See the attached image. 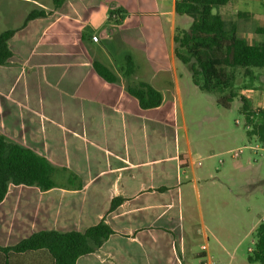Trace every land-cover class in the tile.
<instances>
[{"label":"rangeland","instance_id":"obj_1","mask_svg":"<svg viewBox=\"0 0 264 264\" xmlns=\"http://www.w3.org/2000/svg\"><path fill=\"white\" fill-rule=\"evenodd\" d=\"M163 2L62 0L56 8L53 0H0V32L16 29L8 39L12 56L0 65V131L7 141L43 156L55 182L45 191L8 185L0 202V245L28 236L40 222L78 231L99 215L106 218L111 199L123 189L117 185L126 181L125 162L133 173L157 163L181 172L178 152L185 158L191 141L200 151L192 156L193 168L208 172L187 204L208 240L193 239L188 262L200 264L196 254L207 243L212 264H259L247 257L264 216V145L246 136L240 96L253 109L264 107V69L244 75L227 67L225 88L201 91L188 65L171 61ZM33 9L46 15L21 27ZM212 11L233 22L250 43L264 41V30L257 32L264 29V0H229ZM182 18L175 25L187 27ZM94 61L116 80L99 77ZM141 81L161 93L157 107L142 109L126 92ZM230 93L235 96L228 108L216 102ZM41 196L49 201L48 216L30 211L41 205Z\"/></svg>","mask_w":264,"mask_h":264},{"label":"trees","instance_id":"obj_2","mask_svg":"<svg viewBox=\"0 0 264 264\" xmlns=\"http://www.w3.org/2000/svg\"><path fill=\"white\" fill-rule=\"evenodd\" d=\"M59 7L62 0H53ZM229 0H175L174 12L188 20L187 27L175 26V57L187 64L193 83L205 92H216L228 84L225 68H241L244 75L252 69H264V41L250 43L237 30L233 22L212 11L214 7L226 5ZM43 9H33L25 16L21 27L38 16H45ZM264 29L257 28L263 33ZM16 29L0 32V65L12 56L8 39ZM130 60V56H127ZM95 73L107 82L116 76L104 64L94 61ZM132 67L126 68L131 72ZM126 92L136 99L142 109L157 107L161 93L145 81L127 86ZM235 96L230 93L217 99L224 108ZM240 112L244 117L246 136L264 145V107L253 109L244 96H240ZM36 186L45 191L55 185L53 167L41 155L28 147L7 141L0 131V202L3 201L8 185ZM123 201L120 196L111 199L108 211L114 210ZM113 229L104 218L88 226L84 231L40 229L21 238L14 244L0 245V264H75L80 255L91 253L108 239ZM249 263L264 264V219L255 227L253 248L247 257Z\"/></svg>","mask_w":264,"mask_h":264},{"label":"crops","instance_id":"obj_3","mask_svg":"<svg viewBox=\"0 0 264 264\" xmlns=\"http://www.w3.org/2000/svg\"><path fill=\"white\" fill-rule=\"evenodd\" d=\"M174 2L175 0H164L160 9L164 15L170 16L168 45L171 61L179 66V60L174 53L173 36L175 18H177ZM181 20L184 22L186 18ZM185 144L186 157L182 158L181 151L178 152L181 172H168L166 165L157 163L148 171L138 167L139 171L133 173L134 171L125 162L126 181L122 185H117L118 188L123 189L114 196L122 197V203L112 211L107 210L106 218L99 215L96 221L78 229L84 231L88 226L104 218L113 229V233L100 247L91 253L80 255L75 264H190L185 253L191 250L189 246L193 239L201 237L202 241H207L208 238L202 222L201 227L193 222V212L191 208L188 209L187 202L188 200L190 203L193 202L191 194L198 192L199 179L203 180L208 171L193 168L192 156L200 151L191 141ZM252 181L255 182L256 179L253 178ZM46 199L41 196L38 200L41 205L30 208V211L32 210L34 215L48 216L50 206ZM199 219L202 220L200 212ZM263 219L264 216L261 217V220ZM27 223L37 225L38 221L29 219ZM39 225L38 230L50 229L48 226L44 227L41 222ZM255 225L254 223L253 226ZM37 229L35 228L34 231ZM207 247V243L202 244L200 246L202 250L196 254L200 256V264H212L206 251Z\"/></svg>","mask_w":264,"mask_h":264},{"label":"built area","instance_id":"obj_4","mask_svg":"<svg viewBox=\"0 0 264 264\" xmlns=\"http://www.w3.org/2000/svg\"><path fill=\"white\" fill-rule=\"evenodd\" d=\"M92 40L93 41H97V37L94 35V36H92ZM247 127V126H246ZM237 151V153H233L232 154V157H237L238 155H239V153L241 152V149H238V150H236Z\"/></svg>","mask_w":264,"mask_h":264}]
</instances>
